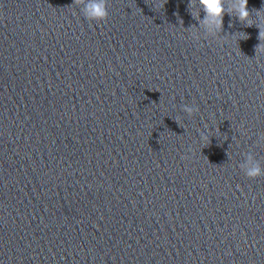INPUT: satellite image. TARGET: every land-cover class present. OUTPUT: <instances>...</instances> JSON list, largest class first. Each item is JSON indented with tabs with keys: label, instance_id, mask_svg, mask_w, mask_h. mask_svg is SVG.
Listing matches in <instances>:
<instances>
[{
	"label": "clouds",
	"instance_id": "1",
	"mask_svg": "<svg viewBox=\"0 0 264 264\" xmlns=\"http://www.w3.org/2000/svg\"><path fill=\"white\" fill-rule=\"evenodd\" d=\"M74 3L77 5L83 4L84 0H74ZM202 3L205 6L206 11L213 16L219 17L222 15V0H202ZM107 7V0H90L86 5L85 15L87 18L93 20H106L108 17ZM239 11L241 18L248 16V0H240ZM188 111L191 110L189 109ZM260 174L261 170L258 166L248 172L250 178H255Z\"/></svg>",
	"mask_w": 264,
	"mask_h": 264
}]
</instances>
